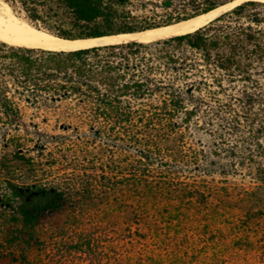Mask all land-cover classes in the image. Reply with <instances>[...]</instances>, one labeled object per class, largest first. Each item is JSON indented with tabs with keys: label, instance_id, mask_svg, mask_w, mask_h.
Listing matches in <instances>:
<instances>
[{
	"label": "trees",
	"instance_id": "1",
	"mask_svg": "<svg viewBox=\"0 0 264 264\" xmlns=\"http://www.w3.org/2000/svg\"><path fill=\"white\" fill-rule=\"evenodd\" d=\"M3 1L39 30L65 39H88L170 25L235 0ZM15 99L38 110L60 102L62 116H86L90 126H98V134L106 132L112 142L138 149V155L109 152L106 146L83 150L70 161L73 166L61 168L74 176L72 186L35 182L29 195L20 197L24 227L35 229L89 204L113 202L122 209L139 200L145 205L136 211L153 234L159 225L157 209L174 198L192 201L239 193L261 202V185L231 188L175 181L192 174L201 180L216 174L264 180V1H245L193 32L151 42L55 51L0 40V126L28 125ZM202 106L209 117L206 123L217 124L219 130L207 152L186 154L180 138L172 134L174 119L182 112L189 124ZM30 123L38 125L34 117ZM7 141L22 159L19 149L32 140ZM104 158L107 165L102 167L81 165ZM46 159L65 160L52 155ZM29 160L39 161L35 156ZM157 161L160 167L152 171ZM181 162L187 166L176 168ZM39 169L34 166L31 175L37 177ZM116 178L121 181L110 182ZM118 191L124 197L110 200Z\"/></svg>",
	"mask_w": 264,
	"mask_h": 264
},
{
	"label": "rangeland",
	"instance_id": "2",
	"mask_svg": "<svg viewBox=\"0 0 264 264\" xmlns=\"http://www.w3.org/2000/svg\"><path fill=\"white\" fill-rule=\"evenodd\" d=\"M4 3L0 0V8ZM15 104L28 125L0 126V264H264V180L242 176L216 174L204 180L197 174L177 176L176 183L203 181L213 187L261 185L262 201L239 193L212 194L192 201L174 198L157 209L159 225L153 234L140 210L136 211L142 204L139 200L133 201L135 206L122 209L113 202L89 204L46 220L35 229L24 227L20 197L29 195L35 182L72 186L74 176L61 168L73 166L70 161L83 150L106 146L109 152L138 155V149L112 142L106 132L98 134V126H90L86 116H62L60 102L42 110L23 99H15ZM208 105L216 104L209 101ZM3 112L0 107V115ZM33 117L37 126L30 123ZM208 120L206 106L189 124L184 123V113L175 116L172 134L180 138V149L186 154L208 151L209 141L219 130L217 124L208 125ZM12 137L32 140L19 149L22 159L15 157L17 149L7 141ZM51 155L65 160H47ZM31 156L39 161L31 163ZM159 162L151 166L152 171L160 167ZM81 165L102 167L107 159ZM34 166L41 168L37 177L31 175ZM184 166L187 163L181 162L176 168ZM114 196L123 198L124 194L112 193L110 200Z\"/></svg>",
	"mask_w": 264,
	"mask_h": 264
},
{
	"label": "bare ground",
	"instance_id": "3",
	"mask_svg": "<svg viewBox=\"0 0 264 264\" xmlns=\"http://www.w3.org/2000/svg\"><path fill=\"white\" fill-rule=\"evenodd\" d=\"M242 1L243 0H236L231 4L220 6L207 13L196 15L166 26L138 31L136 33H125L84 40H65L50 34L51 32L48 33L39 30L26 21L21 20L20 17H17V15L12 12L9 5L4 3V7L0 8V40L14 46L43 48L55 51L77 50L97 44H111L131 40H136L137 42H151L193 32L207 24L223 11Z\"/></svg>",
	"mask_w": 264,
	"mask_h": 264
},
{
	"label": "water",
	"instance_id": "4",
	"mask_svg": "<svg viewBox=\"0 0 264 264\" xmlns=\"http://www.w3.org/2000/svg\"><path fill=\"white\" fill-rule=\"evenodd\" d=\"M236 1V0H235ZM245 1H249V0H243L242 2H240V3H238L237 5H239V4H241V3H243V2H245ZM231 3H233V2H231ZM231 3H229V4H231ZM226 5H228V4H226ZM237 5H235V6H237ZM223 6H225V5H223ZM235 6H232L231 8H228L227 10H225V11H223L222 13H220L218 16H220L221 14H223V13H225L226 11H228V10H230V9H232V8H234ZM218 16H216V17H218ZM215 17V18H216ZM214 18V19H215ZM213 20V19H212ZM212 20H210V21H212ZM209 21V22H210ZM208 22V23H209ZM134 33H136V32H134ZM121 34H125V33H121ZM116 35H119V34H116ZM109 36H112V35H109ZM58 37V36H57ZM104 37V36H103ZM59 38H61V37H59ZM96 38H102V37H96ZM62 39H65V38H62ZM88 39H94V38H88ZM65 40H77V39H65ZM81 40H84V39H81ZM131 41H136V40H131ZM124 42H129V41H124ZM119 43H122V42H119ZM111 44H114V43H111ZM102 45H107V44H97V45H93V46H90V47H94V46H102ZM86 48H88V47H86ZM81 49V48H80ZM70 51H72V50H70Z\"/></svg>",
	"mask_w": 264,
	"mask_h": 264
}]
</instances>
